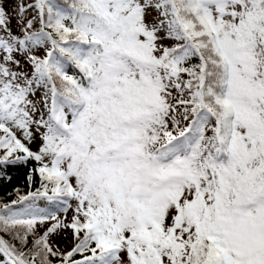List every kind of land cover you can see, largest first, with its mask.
<instances>
[{"label": "snow or ice", "instance_id": "6c2138e0", "mask_svg": "<svg viewBox=\"0 0 264 264\" xmlns=\"http://www.w3.org/2000/svg\"><path fill=\"white\" fill-rule=\"evenodd\" d=\"M9 166L0 264H264V0H0Z\"/></svg>", "mask_w": 264, "mask_h": 264}, {"label": "trees", "instance_id": "16d2710c", "mask_svg": "<svg viewBox=\"0 0 264 264\" xmlns=\"http://www.w3.org/2000/svg\"><path fill=\"white\" fill-rule=\"evenodd\" d=\"M29 167L9 166L3 170V174L0 175V201L6 202L14 199V188H20L23 193L29 190L25 181ZM8 177H11V179H8ZM9 193H12V195L9 196Z\"/></svg>", "mask_w": 264, "mask_h": 264}]
</instances>
